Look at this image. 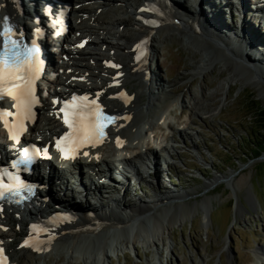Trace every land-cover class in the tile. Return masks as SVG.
Returning <instances> with one entry per match:
<instances>
[{"label":"rangeland","instance_id":"374dc122","mask_svg":"<svg viewBox=\"0 0 264 264\" xmlns=\"http://www.w3.org/2000/svg\"><path fill=\"white\" fill-rule=\"evenodd\" d=\"M207 1L209 8H214L224 16L222 19L229 23L227 28L239 27L242 21L248 23L250 35L258 33L261 36L259 47L262 49L252 51L254 40L244 44L251 48L249 52L243 50L248 55H245V58H250L253 70L232 69V64L225 59L206 61L210 56L191 43L193 39L189 36L193 35L188 34V38L183 35L184 30L189 27L206 34L211 33L209 29H215V22H204L199 15H187L185 19L190 21L188 24H184L181 29L172 27V31L163 37L164 40L155 44L159 58L151 60V69L153 68L152 73L164 89L154 83L153 92L157 97L162 95V90L168 93L170 106L167 118L174 124L173 127L175 126L174 129H166L156 125V132L169 135L168 143L174 146L171 152L173 157H169L167 163L162 160L160 165L146 167L138 175L137 181L125 175L121 183L115 173H112V185L109 189L104 187L101 197L103 202H109L120 196V188L126 179L124 185L128 188L124 187L121 195L133 206L142 205L143 201L150 203L152 198L160 193L173 192L183 195L186 191L195 190L196 193L190 196L181 195L173 202L189 203L194 208L180 213L173 234L168 237L165 247L161 244L160 253H156L155 248L147 249V245L139 243L136 249L129 248L113 254L110 257L111 264H261V259L254 256L253 250L264 246V159H260L264 152L253 158L252 148L264 147V131L253 117L254 105L248 101L255 99L264 109V62L260 64V61L264 60L261 59L264 58V17L248 6L249 0L246 2L247 8L244 0L241 5L246 8L243 16L237 14V1L229 0L232 10H227V18L219 0ZM140 3V0L119 4L115 2L122 9L113 11L111 17H130ZM183 3L192 5L196 2L183 0ZM91 4L96 6L101 3L92 1ZM105 28L95 32L93 37L108 36L113 40L118 38L116 32H119V27L109 25ZM124 28L128 34H133L135 30L129 22ZM229 29L222 32L229 33ZM236 41L241 44L240 37L236 38ZM99 46L102 47L100 44ZM108 51L105 46L102 48L103 53L107 54ZM119 53L122 54V51ZM230 54L236 57L232 52ZM256 55L259 61L255 58ZM202 59L206 62L203 63L205 68L196 69L195 65ZM97 65L100 67L101 61H98ZM259 65L263 69L259 68ZM101 79L103 81L104 76ZM92 80L95 83L100 81L95 78ZM138 83L139 81H133L131 85L128 84L130 90L137 88L141 93L143 89L138 87ZM193 102L199 104L198 109L193 110ZM155 110L144 108L142 113L152 114ZM247 136H252V140L245 139ZM114 146L115 144H109L106 151L112 152ZM114 155L116 153L110 156ZM227 175L228 177H225ZM87 178L85 174L84 179ZM215 178H221V181H214ZM212 181L213 183L207 186ZM77 199H80V196L76 195L75 200ZM205 199L209 202L208 210L200 205ZM165 203L171 207L165 206L163 211L173 210L175 205L170 204L168 200ZM157 208L160 206L152 210V213H157ZM237 208L240 210L237 211ZM150 222L147 221L146 224ZM150 224L152 226V222ZM151 229L152 233L157 234L158 229ZM21 240L23 239L19 236L14 238V245L20 244ZM61 248H47L39 253L43 255L41 260L29 258L22 264H85L82 256L69 262L68 254ZM45 256H48L46 260Z\"/></svg>","mask_w":264,"mask_h":264},{"label":"bare ground","instance_id":"6f19581e","mask_svg":"<svg viewBox=\"0 0 264 264\" xmlns=\"http://www.w3.org/2000/svg\"><path fill=\"white\" fill-rule=\"evenodd\" d=\"M81 1L86 2L88 0H79V2ZM127 1L129 0H105L102 2L103 4L100 5L101 7H99L101 10H98V6L91 7L89 4H85L86 6L84 5L83 9L73 10L74 14H79V17L81 18L78 28L76 29L77 33H81L84 36H91L90 44H94V46L100 44L101 46L108 48L110 51L115 50L116 52L113 55H111V52H109L107 56L98 50L93 53L89 52L88 50L65 51V53L69 55V61L61 65V67L64 68V70L70 69L71 73L68 75V79H65L63 75L60 74L58 80L59 82L68 83L75 88L84 87L87 89H102V95L105 96L107 108L120 114V120L113 128V130L115 129L118 131L114 134V136L110 137H112L115 142L118 140H123L124 146L121 150H118L115 144L113 151L116 153V155L114 156L106 155L104 148L101 147L91 151L87 157L82 158L74 163L56 159L55 163L52 165L56 166L58 171L64 175V179L69 181L74 178L77 180L80 179L82 183H85L84 173L78 171V169H81L82 165H85L91 169L92 172L100 170V166L108 167L113 169V171H116V169L119 167V164L123 162L130 164L138 176L142 171L141 165L138 164V161L148 165L151 168L152 166L155 167L159 163L158 157L154 156L152 145L148 144L144 139L145 130L154 129L156 122L161 119H164L163 123L166 124L168 128L174 127L171 122L167 123L165 119L169 112L170 106L169 95H167L168 93H166L165 90H162V96L157 97L154 94V83L159 84V86L161 85L160 87L162 89H164V86H162V83L157 82L155 74L151 72L149 65L145 62V60L139 59V51L142 48V40H147L149 53L152 59L158 60V51L155 44L159 40H164L163 37L165 34L172 31V27L173 29H181L184 24H188L190 21L185 19L187 15H199L204 20V22H215V29H209L211 33L207 32L208 34H206L203 31H199L198 29L192 30L189 27V29L184 30L185 34L183 35L184 37L185 35L186 37L189 36L188 34L193 35L189 36L193 39H191V43L196 44L198 49H201L206 53L207 56H210V58L206 61H212L217 58L223 60L225 59L227 62L232 64V69H252L250 58L248 60V55L244 53V50L245 52L246 50L249 52L251 48L249 49L248 46L244 44H247L250 41L253 42L252 40H254L255 45L252 51L256 49L257 52L260 48L262 49V47H259L261 36L258 33H255V35L251 36V33L248 31L249 27H247L248 23H244L242 21L239 27L230 29L227 28L229 23L222 19L224 16H222L220 12H217L212 7H208L209 4L207 0H195L196 3L192 5L184 4L183 0H140L141 3L134 9V11H132V16L125 19L120 17L116 19L112 14L113 16L111 17V13L113 11L122 9L120 6L115 4V2L126 3ZM147 1L149 2L146 3ZM219 1L222 4V7H224V15L227 18V10H232V8L229 6V1ZM237 1H239V5H242L243 0ZM247 1L248 0H244L246 8L251 6L250 1H248L247 6ZM107 2H111L112 4ZM157 5L160 6V9L157 8ZM142 6H145L146 10L141 11L140 7ZM241 7V13L239 12L240 6L236 10L239 16H243L244 11L246 10L245 7ZM25 8L26 7L23 6L19 0H0V24L5 20L4 18L7 17L10 21L23 27V29H30L28 24L33 22L36 15L34 14L33 9L30 8L29 4L27 5V10H24ZM257 10L264 12V9L262 8H257ZM92 13L93 15H90ZM84 14H87V16L85 17ZM150 18L155 19L157 21V25L149 24L148 20ZM128 22L135 27L133 34H128L126 29L123 28L121 31L116 32L118 36L116 40L109 39L108 37H100L101 40L98 42V40L96 41L92 38V36L96 34L95 32L103 30L106 26H125V24ZM169 23L172 24L168 25ZM191 25L193 26L192 23ZM71 27L74 29L73 24ZM225 29H229V33H223ZM218 30L221 31L219 32ZM238 37L241 38L240 45L243 46H240L238 43H236V38ZM69 38L70 36L68 39ZM79 41L80 40L77 39V41L74 43ZM137 45H141V47L137 48ZM118 51H122L123 53L119 54L117 53ZM230 52L235 54L236 57L231 56ZM245 55H247L246 58ZM255 58L258 61L260 60L257 55ZM91 59L94 60L93 64L90 62ZM105 59H116L115 61L119 65V68L116 70H111L104 62ZM98 61H101L102 64L100 67H97ZM262 62H264V60L260 61V64H262ZM203 63H206L205 60H200L197 62V65H195V68L204 69L205 66ZM252 66L255 67L254 65ZM258 67L261 68V65ZM117 73H122L123 76L120 78H115L114 75ZM105 74L106 78L104 76ZM102 76H104V80L100 81L98 84L83 80L84 78H101ZM148 76L151 77L148 79ZM116 81L117 83H115ZM133 81H139L138 87H141L143 90L140 93L138 90H136L137 88L133 89L132 91L134 98L130 103H126V100H121L116 95L124 89H128V84L132 83ZM133 86H135V84ZM192 104L193 110L199 108V104L197 102H193ZM45 108L46 110L43 111L41 116L43 124L37 126L36 130L38 136H46V140H48L51 139L52 135L56 133L57 127L60 125V123L59 120L55 118L53 113L54 108L51 106L50 102L45 103ZM144 108H146V110L149 109V111L150 108H155L156 110L155 113L145 114L142 113ZM0 140L2 141L0 148H5L6 141L4 133L1 129ZM129 142L135 143V147H133L134 150L132 151V153L135 152V154H120L119 152L122 150H129ZM171 148L166 150L169 154L174 150ZM130 149L132 150L131 146ZM98 153L100 156L96 157ZM145 156H147V158ZM149 159L150 161L148 163ZM105 172L99 171L100 174ZM225 177H228V175ZM57 179L59 178H56V180ZM214 181H221V178H215ZM90 182L91 187H94L95 189H100L104 185L102 181L97 180L95 177H93V175L90 177ZM125 183L126 179L124 184ZM212 183L213 181L207 186H210ZM124 184H122L123 189L124 187L128 188L125 186L126 184ZM51 192L54 193L53 188ZM194 193H196L195 190L192 192L186 191L183 195L182 193L173 192L166 194L160 193L155 198H152V202L147 203V201H143V204L138 206H133V204L128 203V200L122 196H118L115 200L112 199L107 203L102 202V200H100V196L98 204L95 206H90L92 203L89 202L88 204V197H86L87 200L83 204H77L72 203L71 200L59 199L56 197L52 200L51 193H49V196H51V202L49 203H35L36 205H32V208L29 207L23 211H21L19 208L13 209L5 207L4 211L0 212V225H8L10 228L8 231L0 228V244H6L9 248V251L12 254V264H22L29 258L33 260H41V257L43 256L42 254V256L39 255V253H42L39 252L41 249H38V252H35L27 250L24 246L17 247L14 245V238L17 239L19 236L23 239L22 241H24L25 238L31 235L29 226L30 220L23 216V212L29 215L32 220H40L42 217H48L57 208L68 207L75 208L77 210L76 219L71 221L54 220V222L51 224V231L47 235L51 237L53 236L55 239L52 242H49L47 246H51V248L54 246H61V249L66 251V255L68 254L67 258H69V262L73 259H79L82 256L84 258L85 264H111L112 260H110V257L113 254L123 252L129 248L136 249V246L139 243L147 245V249L155 248L156 253H160L161 244H163L164 247L166 246L168 237L173 234V230L180 213H182V211L184 212L185 210L191 211L194 208V206L189 203L173 202H175L176 198H180L181 195L190 196ZM167 200L170 202V204L175 206L173 210L170 209L163 211V207H171L170 205H166L167 203L165 202ZM86 202L88 208L84 207ZM208 204V200L205 199L200 205L205 210H208ZM122 206H124V208ZM158 206H160V208H157V213H152V210H156L155 208ZM48 208L50 209V213L47 215L46 209ZM239 210L240 209L237 208V211ZM147 221H151L152 226L150 224L151 222L146 224ZM18 225H21L20 230L16 229ZM151 227L158 229L156 231L157 234L151 232ZM79 231H81V233ZM253 253L257 259H262V256H264V246L256 248L253 250ZM44 258L46 260L48 256H45Z\"/></svg>","mask_w":264,"mask_h":264},{"label":"snow or ice","instance_id":"6c2138e0","mask_svg":"<svg viewBox=\"0 0 264 264\" xmlns=\"http://www.w3.org/2000/svg\"><path fill=\"white\" fill-rule=\"evenodd\" d=\"M4 19L7 21L8 18ZM36 32L39 33L40 29L37 28ZM0 36L3 37V47L0 48V100L8 97L14 101L16 122L10 124L7 117L13 116V113L2 108H0V120L4 121L11 139L18 140V134L13 133V128L23 130V121L32 118V107L38 103L35 82L41 72L40 49L35 40L32 41L31 46L21 43L19 39L15 38L17 33L13 26L7 22L4 24L3 30L0 31ZM140 47L141 45H137V48ZM76 99L73 97V101ZM81 99L87 100V97ZM91 103L95 105L94 111L90 110L87 104H70L68 102L61 109L64 112V121L71 129L62 138L63 146L61 140H57L56 146L62 153L75 152L78 147H82L86 143L94 145L100 142V139L105 135L104 121L115 119L104 115L102 107L96 104V101ZM32 147L37 152L40 151L35 145ZM47 153L48 150L45 148L43 154L47 155ZM9 180L10 183L5 184L0 178V198H3L6 193L16 194L19 188L26 187L22 181L14 185L12 183L14 178L11 175H9ZM24 244L28 245L29 241L26 240ZM7 262L8 257L4 255V249L0 248V264H7Z\"/></svg>","mask_w":264,"mask_h":264},{"label":"trees","instance_id":"16d2710c","mask_svg":"<svg viewBox=\"0 0 264 264\" xmlns=\"http://www.w3.org/2000/svg\"><path fill=\"white\" fill-rule=\"evenodd\" d=\"M251 104H253L254 113L253 117L255 118V121L260 125L261 130L264 131V109L260 107L257 100L255 99H249ZM252 136H247L245 139L248 141L252 140ZM264 152V147L254 146L252 148V156L253 158L259 157Z\"/></svg>","mask_w":264,"mask_h":264},{"label":"water","instance_id":"95a60500","mask_svg":"<svg viewBox=\"0 0 264 264\" xmlns=\"http://www.w3.org/2000/svg\"><path fill=\"white\" fill-rule=\"evenodd\" d=\"M260 159H264V155L263 156H260Z\"/></svg>","mask_w":264,"mask_h":264}]
</instances>
